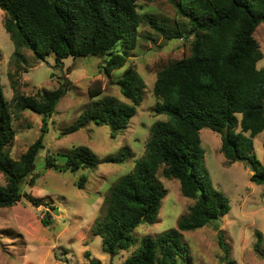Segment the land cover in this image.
I'll list each match as a JSON object with an SVG mask.
<instances>
[{
	"label": "trees",
	"instance_id": "16d2710c",
	"mask_svg": "<svg viewBox=\"0 0 264 264\" xmlns=\"http://www.w3.org/2000/svg\"><path fill=\"white\" fill-rule=\"evenodd\" d=\"M137 1L0 0V8L5 12L3 24L14 42V54L20 55L18 48L25 46L41 60L54 53L56 64L67 55H102V70L110 75L112 69L126 62L145 16L138 10ZM176 4L187 21L182 30H176L177 34L169 30L168 36H183L184 32L185 38H190V52L168 59L156 72L153 109L167 116L152 122L144 154L136 159L132 170L109 186L92 230L100 235L104 251L113 254L127 249L134 242L133 230L138 224L157 220L166 193L157 176L161 167L162 174L177 178L181 193L194 201L178 217L176 227L142 235L139 246L121 264H176L178 258L185 262L189 254L181 240L182 230L208 223L217 229L226 259L223 264H234L227 258L229 246L218 225L219 217L230 208L229 198L213 186L204 167L199 130L207 126L218 131L220 150L227 160L243 161L251 171L250 180L264 183V152L262 160L253 152V137L264 130V65L256 66L263 53L253 35L264 21V0H179ZM150 22L163 29L153 18ZM114 82L130 102L103 95L91 101L77 122L64 131L89 121L107 123L113 129L125 128L143 98L145 82L133 65H128ZM69 83L64 79L51 90L15 96V106L39 113L42 123L40 134L13 158L8 146L15 130L0 78V171L6 178L5 184H0V208L21 197L34 206L42 203L30 192L22 191L21 183L29 176V183L34 184L36 174L31 172L36 154L44 146L48 118ZM100 91L99 86L88 88L91 95ZM63 154L65 162L60 166L47 148L45 167L92 168L100 161L121 162L130 155L124 146L116 154L99 158L87 145L75 146ZM85 178L80 174L79 187ZM41 220L49 224L50 215L44 214ZM256 234L254 247L258 250L261 233Z\"/></svg>",
	"mask_w": 264,
	"mask_h": 264
},
{
	"label": "rangeland",
	"instance_id": "374dc122",
	"mask_svg": "<svg viewBox=\"0 0 264 264\" xmlns=\"http://www.w3.org/2000/svg\"><path fill=\"white\" fill-rule=\"evenodd\" d=\"M178 1H137L138 10L145 16L138 26L126 62L112 69L110 75L102 70V55H67L56 64L54 53L41 60L25 46L18 48L20 55L14 54V42L3 24L5 12L0 8V78L15 130L13 142L8 146L10 156L17 158L27 148L40 134L42 123L39 113L30 108H17L15 96L51 90L64 79L70 80L65 94L48 118L44 146L38 150L31 172L36 174L34 184L29 183V176L21 183L22 191L30 192L42 203L34 206L21 197L0 208V264H95L93 259L98 260L97 264H121L139 246L142 235H155L176 227L178 217L193 203V198L181 193L179 180L164 176L160 167L157 176L166 193L161 199L157 220L138 224L133 230L134 242L127 249L113 254L104 251L100 235L92 230L109 186L132 170L136 159L144 154L152 122L167 116L153 109L156 102L153 84L157 70L168 59L190 52V38H185L184 32L183 36H168L169 30H175L174 34H177L176 30H182L187 21L177 9ZM150 18L163 29L152 25ZM253 35L263 53L256 62L260 68L264 65V21L256 26ZM128 65H133L145 82L143 98L128 125L113 129L107 123L89 121L65 132L77 122L91 101L103 95L130 102L114 82ZM90 86H99L101 91L91 95L88 92ZM199 135L204 150V167L211 182L229 198V210L218 219L224 242L229 246L227 258L234 264H264V254L260 253L264 250V183L250 180L251 171L243 161L227 160L220 150L218 131L204 126ZM263 142L264 130L253 137V152L260 160L263 158ZM78 145H87L99 158L116 154L124 146L130 155L121 162L100 161L92 168L45 167L47 148L55 154L56 163L62 166L65 162L63 152ZM80 174L86 176L82 187L77 185ZM5 182V175L0 171V184ZM47 213L51 222L44 224L41 218ZM256 231L261 233L258 250L254 247ZM181 240L188 247L189 260L181 262L178 258L176 264H223L226 261L224 250L218 243L217 229L210 223L182 230Z\"/></svg>",
	"mask_w": 264,
	"mask_h": 264
}]
</instances>
